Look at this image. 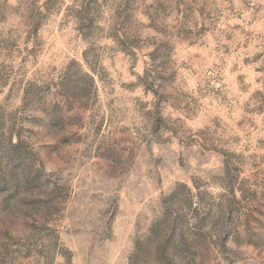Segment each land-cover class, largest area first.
<instances>
[{
  "label": "rangeland",
  "instance_id": "obj_1",
  "mask_svg": "<svg viewBox=\"0 0 264 264\" xmlns=\"http://www.w3.org/2000/svg\"><path fill=\"white\" fill-rule=\"evenodd\" d=\"M0 264H264V0H0Z\"/></svg>",
  "mask_w": 264,
  "mask_h": 264
}]
</instances>
